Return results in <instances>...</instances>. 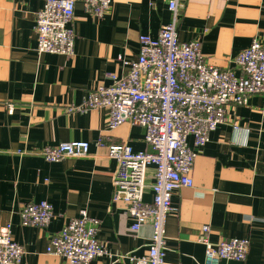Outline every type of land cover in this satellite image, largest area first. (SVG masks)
I'll list each match as a JSON object with an SVG mask.
<instances>
[{"label": "crops", "instance_id": "1", "mask_svg": "<svg viewBox=\"0 0 264 264\" xmlns=\"http://www.w3.org/2000/svg\"><path fill=\"white\" fill-rule=\"evenodd\" d=\"M44 3L0 0V227L11 224L24 249L22 264H66L47 248L54 234L85 211L101 222L98 239L110 252L92 264H135L129 258L147 255L153 227L147 223L133 232L126 205L113 201L117 162L108 157V147L128 144L135 152H151L144 129L123 124L110 130L108 110L76 107L96 86H110L112 75H125L128 68L119 58L136 60L140 36L157 38L174 16L163 1L113 0L111 10L96 18L79 2L72 22L75 55L67 57L37 52L35 20ZM176 30L181 42L200 40L209 65L234 68L253 40L264 44V0H184ZM7 103L15 104L14 114L1 107ZM226 117L205 146L195 148L189 138L197 153L194 186L173 196L165 264H206V247L198 241L203 226L214 244L248 239L246 264H264V97L228 106ZM72 141L88 142L89 155L57 163L41 155L47 146ZM152 183L149 168L147 203ZM43 201L53 206L49 226H23L21 208Z\"/></svg>", "mask_w": 264, "mask_h": 264}, {"label": "built area", "instance_id": "2", "mask_svg": "<svg viewBox=\"0 0 264 264\" xmlns=\"http://www.w3.org/2000/svg\"><path fill=\"white\" fill-rule=\"evenodd\" d=\"M166 2L173 20L162 26L159 36H140V51L134 61L119 58L128 68L123 76L112 75L110 86H96L76 111L108 110L110 130L123 124L144 129L151 152H135L128 144L108 147V157L117 162L113 177L114 202H123L133 221L135 233L151 223L153 235L147 255L130 257L135 264H165L168 251L166 223L173 208L174 194L192 188V171L197 158L189 145L205 146L211 132L227 121V107L245 106L250 97H264V44L253 40L236 57L235 67L220 70L207 63L200 40L181 42L176 24L177 12L184 0ZM85 11L103 18L113 0H45L36 14L39 54L75 55V32L72 22L77 3ZM14 114L16 106H3ZM102 144V143H101ZM90 144L85 141L62 142L41 150L42 157L57 163L67 157L86 158ZM153 169L152 202L144 201L146 176ZM21 224L46 228L51 223L53 206L46 202L29 203L20 212ZM101 222L81 212L54 234L47 248L49 254L61 257L66 264H92L97 258L110 255L107 245L98 239ZM198 241L206 247V264L236 261L246 264L250 251L248 239L232 238L214 244L210 228L203 226ZM23 247L12 235V226L0 227V264H22Z\"/></svg>", "mask_w": 264, "mask_h": 264}]
</instances>
